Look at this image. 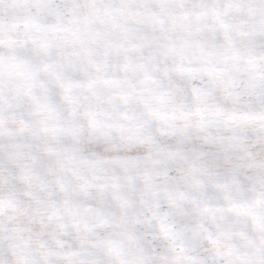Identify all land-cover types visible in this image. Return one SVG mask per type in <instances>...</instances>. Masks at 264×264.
<instances>
[{
  "label": "snow or ice",
  "instance_id": "obj_1",
  "mask_svg": "<svg viewBox=\"0 0 264 264\" xmlns=\"http://www.w3.org/2000/svg\"><path fill=\"white\" fill-rule=\"evenodd\" d=\"M0 264H264V0H0Z\"/></svg>",
  "mask_w": 264,
  "mask_h": 264
}]
</instances>
